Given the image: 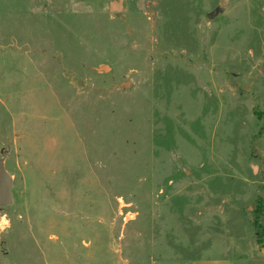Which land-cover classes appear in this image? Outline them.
I'll return each instance as SVG.
<instances>
[{
    "label": "rangeland",
    "instance_id": "374dc122",
    "mask_svg": "<svg viewBox=\"0 0 264 264\" xmlns=\"http://www.w3.org/2000/svg\"><path fill=\"white\" fill-rule=\"evenodd\" d=\"M113 1L0 0V264H264V0Z\"/></svg>",
    "mask_w": 264,
    "mask_h": 264
},
{
    "label": "water",
    "instance_id": "95a60500",
    "mask_svg": "<svg viewBox=\"0 0 264 264\" xmlns=\"http://www.w3.org/2000/svg\"><path fill=\"white\" fill-rule=\"evenodd\" d=\"M110 8L114 12H121L124 10L123 0H114L110 4ZM220 9L216 8L208 14V17L213 19ZM13 180L12 177L7 173L4 163L0 161V206L10 205L13 203L12 194Z\"/></svg>",
    "mask_w": 264,
    "mask_h": 264
},
{
    "label": "crops",
    "instance_id": "0c3cea01",
    "mask_svg": "<svg viewBox=\"0 0 264 264\" xmlns=\"http://www.w3.org/2000/svg\"><path fill=\"white\" fill-rule=\"evenodd\" d=\"M191 264H205V262L202 263L201 260H194V261H192ZM209 264H210V263H209ZM214 264H215V263H214ZM216 264H232V263H230L229 261H226V262L218 261V263H216Z\"/></svg>",
    "mask_w": 264,
    "mask_h": 264
}]
</instances>
